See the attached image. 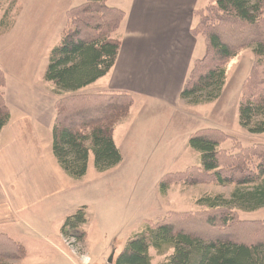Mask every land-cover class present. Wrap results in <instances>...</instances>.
I'll use <instances>...</instances> for the list:
<instances>
[{
	"label": "trees",
	"instance_id": "1",
	"mask_svg": "<svg viewBox=\"0 0 264 264\" xmlns=\"http://www.w3.org/2000/svg\"><path fill=\"white\" fill-rule=\"evenodd\" d=\"M68 13L71 30L60 45L53 48L44 70V81L55 92L75 93L105 77L114 67L120 42L116 37L124 12L109 8L105 0H83ZM209 17L211 21L207 20ZM197 18L191 30L204 40L205 55L194 62L183 84L179 99L193 105L215 101L226 82V65L244 48L251 49L254 63L250 67L238 104L239 126L250 135L264 134V0H209L194 12ZM227 18V19H224ZM228 19L247 30L245 37L235 35L222 42ZM215 22L212 26L210 23ZM0 70V132L9 121L2 91ZM76 100L67 97L54 103L52 154L58 166L72 180H81L87 170L88 156L94 168L103 173L121 162L113 141L114 127L127 116L132 98L127 94L86 95ZM229 139L220 130L207 129L188 139V147L198 154V167L186 172L164 176L160 192L172 183L192 188L207 183L219 187L236 185L229 198L223 195L203 196L196 205L204 208L205 218L195 214L192 227L166 219L146 224L128 239L115 264H151L149 251L158 256L172 250L161 264H264V223L235 222L231 212L251 213L264 208V145L236 156L239 150H219ZM252 157L260 163L253 168ZM250 161L251 165L245 164ZM248 167V168H246ZM252 167V168H249ZM246 188V186H250ZM245 187V188H244ZM174 216V215H171ZM218 221L224 230H218ZM85 208L66 218L61 236L69 247L77 248L86 240ZM206 230L194 232L193 229ZM24 249L5 236H0V260L19 261Z\"/></svg>",
	"mask_w": 264,
	"mask_h": 264
},
{
	"label": "rangeland",
	"instance_id": "2",
	"mask_svg": "<svg viewBox=\"0 0 264 264\" xmlns=\"http://www.w3.org/2000/svg\"><path fill=\"white\" fill-rule=\"evenodd\" d=\"M119 1L105 0L104 4L112 8ZM83 3V0H0L2 85L6 88L8 82L14 103L45 106L48 99L55 103L70 96L76 97V100L87 97V94L82 93L86 87L75 93L57 94L54 87L44 81V70L52 49L59 46L65 33L71 30L67 23L68 13ZM208 4L209 0H199L198 9ZM209 17L207 20L211 21ZM228 23V28H223L222 42H229V38L232 40L235 35L245 37L247 30L242 25H236L231 19H228ZM210 25L215 26L216 23ZM204 52V43L199 38L194 59L201 58ZM253 63L252 50H240L226 65L225 85L220 96L211 103L193 105L179 99L174 104L161 105L154 101L131 99L130 115L128 113L120 120L124 122L123 126L132 124V131L127 137L118 135L120 141L117 146L122 151L121 164L107 170H111L109 175L107 171L99 174L93 169V156H88L86 180L93 187L96 200L86 212L89 223L85 230V242L77 248L70 247L72 251L66 248L70 259L82 264L81 257L88 258L90 254V264H115L116 257L128 239L141 232L146 224L163 219L167 222L170 219L175 226L176 222H181L186 227H192L191 222L196 213L203 216L201 222L204 225L205 218L212 215L205 214L204 208L196 205L197 200L203 196L216 195L229 198L236 185L219 187L210 182L186 188L182 184L172 183L161 194L160 181L164 176L183 173L190 167L199 166L198 154L188 147L189 137L199 131H222L229 141L219 146L217 151L223 150L230 154L237 149L236 156L264 145V135H250L238 123L241 91ZM93 86L94 83L89 85L88 90ZM139 129L143 131L139 132ZM147 129L149 132L143 133ZM252 159V167L255 168L260 162L255 157ZM245 164L251 165V162L245 161ZM54 167L58 173L62 170L57 165ZM61 172L63 174L64 171ZM92 172L98 176L93 178ZM227 215L234 217L235 222L264 223V208L251 213L237 211ZM217 229H225L219 221ZM202 230H206V227L193 229L197 233ZM50 231L56 235V230ZM39 242L36 239L32 243ZM40 249L49 251L43 247ZM172 252L169 250L158 256L150 250L151 264L163 263ZM7 262L0 260V264ZM26 264L43 263L31 261Z\"/></svg>",
	"mask_w": 264,
	"mask_h": 264
},
{
	"label": "crops",
	"instance_id": "3",
	"mask_svg": "<svg viewBox=\"0 0 264 264\" xmlns=\"http://www.w3.org/2000/svg\"><path fill=\"white\" fill-rule=\"evenodd\" d=\"M198 2L119 1L112 7L124 12L116 35L121 44L116 63L91 90L88 86L82 93L127 94L135 100L154 101L161 105L178 102L194 62L205 55L204 52L201 58L194 59L201 38L191 34L197 23L194 12L202 9H198ZM1 91L10 119L0 132V236L20 245L25 252L23 260L7 264L31 261L77 264L66 252L72 250L64 242L61 228L66 218L83 207L86 213L95 203V191L86 180L88 165L85 176L78 181L70 179L64 172L62 174V170L59 174L54 167H59L52 154L54 102L48 99L45 106L18 105L11 100L8 82ZM123 123H118L113 130V141L121 159L118 138L121 135L127 137L132 131L131 123L125 126ZM148 132L147 129L143 133ZM109 172L111 170L106 173L109 175ZM92 173L93 178L98 176ZM86 219L84 231L89 223L87 213ZM51 229L56 230L55 236ZM36 239L40 242L33 244ZM40 247L49 251H42ZM90 256L87 255L89 259Z\"/></svg>",
	"mask_w": 264,
	"mask_h": 264
},
{
	"label": "built area",
	"instance_id": "4",
	"mask_svg": "<svg viewBox=\"0 0 264 264\" xmlns=\"http://www.w3.org/2000/svg\"><path fill=\"white\" fill-rule=\"evenodd\" d=\"M81 261H82V264H90V260L86 258L85 256L81 257Z\"/></svg>",
	"mask_w": 264,
	"mask_h": 264
},
{
	"label": "water",
	"instance_id": "5",
	"mask_svg": "<svg viewBox=\"0 0 264 264\" xmlns=\"http://www.w3.org/2000/svg\"><path fill=\"white\" fill-rule=\"evenodd\" d=\"M112 258H113V256L111 257V260L109 261V263H111V261H112Z\"/></svg>",
	"mask_w": 264,
	"mask_h": 264
}]
</instances>
